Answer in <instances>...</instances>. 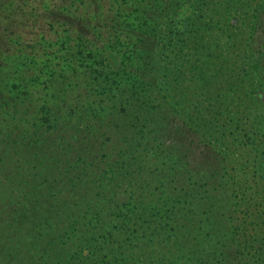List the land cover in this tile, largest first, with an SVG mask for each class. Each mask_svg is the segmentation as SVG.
<instances>
[{"label": "trees", "instance_id": "16d2710c", "mask_svg": "<svg viewBox=\"0 0 264 264\" xmlns=\"http://www.w3.org/2000/svg\"><path fill=\"white\" fill-rule=\"evenodd\" d=\"M175 1L60 0L59 6L45 7L44 0H0V48L16 46L21 36L24 39L20 27L43 22L57 31L89 29L91 36L80 37L78 47L89 58L94 74L102 78L101 84H116L117 99L108 106L109 118L100 121L107 129L105 134L119 135L123 150L106 153L105 163L92 159L89 165L85 154L79 155L64 171L71 189L99 193L102 187L105 194L93 198L105 201L107 209L92 202L73 213L65 209L67 216L58 218L65 196L56 188V179L45 176L40 183L30 182L18 196L20 207L11 213L13 234L23 240L0 258V264H69L63 263L65 258H75L74 264H247L248 255H255V264H264V162L253 188L256 197L243 200L242 217L232 223L227 213L214 206L228 186L226 157H219L216 147L208 143L204 154L196 156L193 140H189L191 135L203 138L210 134L217 136L222 147L264 144V0H219L221 9L217 2L204 0L203 4L214 6L201 11L209 12V21L219 9L222 13V5L224 11L241 14L243 21L234 29H217L221 35L226 33L224 41L212 37L213 32L206 35L200 27L178 29L175 44L169 43L157 53L159 30L166 19L171 22L167 25L175 27L181 8H175ZM37 11L44 16H35ZM107 23H122L123 27L117 35L108 31L103 36L108 38L107 44L99 47L93 32ZM44 31L42 26L40 32ZM37 45L32 41L25 44L20 55L26 57L24 53L30 50L31 56ZM107 54L113 66H102ZM231 62L236 69L222 85L211 81L227 72L225 65ZM3 66L0 62V68ZM190 84L195 90L203 87L208 105L192 115L181 108ZM18 85L0 77V91ZM249 102H259L260 112H250ZM16 103L0 102V113ZM171 115L185 120L172 124ZM104 140L98 144L101 150ZM100 165L109 168L99 173ZM125 165L144 171L145 176L133 179L119 196L103 180L110 172V179L122 187L119 179L125 174L120 171ZM46 187L50 189L48 199L43 192ZM217 217L233 224L230 233L224 232L226 226L217 225ZM64 219L73 220L74 227L69 228ZM235 238L239 245L230 250ZM155 244H163L158 252Z\"/></svg>", "mask_w": 264, "mask_h": 264}, {"label": "rangeland", "instance_id": "374dc122", "mask_svg": "<svg viewBox=\"0 0 264 264\" xmlns=\"http://www.w3.org/2000/svg\"><path fill=\"white\" fill-rule=\"evenodd\" d=\"M213 1L217 2L221 9L219 0ZM175 3V8L181 5L176 17L177 21L173 22L175 27L167 25L170 22L167 18L159 30L160 40L155 48L157 53L166 46L175 44L178 29L180 32L184 29L189 31L200 27L206 35L213 32L212 37L218 41H224L227 39L226 33L221 35L217 29L224 27L230 30L234 26H239L243 21L241 14H235L233 10L229 11L228 9L224 11L223 5L222 13L219 9L218 14L220 15L214 13V19L209 21L207 17L209 12L201 11L206 10L207 7L213 9L214 6L203 4L204 0H176ZM43 4L45 7H55L61 3L60 0H44ZM38 13L40 12L37 11L35 16H39ZM40 16H44V13L41 12ZM39 20L41 21V19ZM45 23H39L28 28L20 27L19 33L24 34V39L21 36L16 46L7 47L5 44L0 48V54L5 52V55L0 56V62L4 64L0 68V77L10 84L15 82L19 84L17 88L12 90H8L9 85L0 91V102H17L15 105L9 106L7 111L0 113V258H3L12 248L19 247L18 244L23 240V236L18 237V235L13 234L12 226L15 221L11 213L20 207V197L18 196L27 189L30 182L40 183L46 179L45 176L56 179V188L63 191L65 196L63 201L65 205L58 211V218L67 216L63 212L65 209L73 213L74 210L83 208L82 205L86 206L92 202L98 205L100 209L103 207L107 209V206L103 205L105 201H98L101 195L105 194L102 187L99 189L97 186L99 193L96 189L88 192L80 187L71 189L64 171L67 166L74 164L79 155L85 154L86 164L89 165L92 159L94 162L102 159L105 163L104 155L106 153L116 154L119 150L120 152L123 151L121 150L122 144H120L119 135L110 137L108 133L105 134L104 130L107 129L103 126L104 123L100 121V119L107 120L109 118L107 116L108 106L111 107V104L117 99L114 98L118 94L115 90L116 84L109 82L101 84L102 78H99L98 74H94L89 66V58L87 59L84 51L81 50L82 48L78 47V44L82 42L79 41L80 37L88 39V36H91L89 29L81 27V31L87 33H79L81 31H76L75 28L71 30L69 27L57 31L47 27L44 25ZM42 26L45 27L43 33L40 32ZM122 27V23H107L106 26L99 27L93 32V39L99 41L97 46L101 47V45L107 44L108 38L103 36L108 31L111 32V36L117 35ZM243 37L240 36L239 38ZM31 41L38 43L33 49L35 52L32 50L33 53L29 56L31 51L26 50L24 55L27 56L23 57L19 50ZM255 43L260 42L256 39ZM16 49H18L17 52L14 51ZM10 52L14 54L10 55ZM106 57L102 66H113L111 57L108 54ZM232 63L230 66L228 63L225 65L228 68L227 72L222 71L211 81L217 80L215 84L222 85L223 80L228 79V73H232L234 68L236 69V65ZM229 81L231 85L234 84L232 78ZM192 85L190 84L191 92H188L186 98L182 99L184 102L181 103V108L185 114H194L208 106L205 103L206 92L203 87L195 90ZM211 86L216 89L215 85L211 84ZM16 97L19 98L16 99ZM249 107L250 112L252 110L257 113L260 112L259 102H249ZM221 108L219 112L222 110ZM182 119L185 120L179 115L170 116L172 124H180ZM102 134L105 135L100 136ZM216 137V135L208 134L201 141L203 138H196L191 135L189 140H193L196 156L201 152L204 154V144L208 143L216 147L214 152L219 157H226L225 167L227 170H225L226 175L224 177L228 186L225 194L215 199L214 206L220 207V211L227 213V218H231L233 223L242 217L241 210L243 207L241 204L243 200L247 196L256 197L253 194V188L255 183L260 180L258 173L264 162V154L260 152L264 150V144L256 143L250 147H233L228 144L222 147L221 141L217 142ZM35 139L38 141L36 144L34 143ZM103 139H105L104 146L101 150L98 144ZM12 142L17 143L12 145ZM203 154L200 157H203ZM140 166H143V163ZM107 168L109 167L106 165H100L98 172L102 173ZM132 168V165H125L124 169L120 171V174H125L122 180L119 179L122 187H117L118 184L110 179V172L103 180L104 184L113 186L119 196H122L120 195L121 190H126L133 179H138V176L139 178L142 175L145 176L144 171H139L138 168L133 170ZM112 172L116 173L117 170L113 168ZM48 180L51 181V179ZM227 183L225 182L226 185ZM104 189L106 190L107 187ZM71 191L74 193L73 197H70ZM43 192L45 198L48 199L50 189H43ZM94 194L100 197L93 198ZM262 196L261 194L258 195L260 198ZM218 222L221 227L226 226L224 232H231L233 224H229V221H226L225 224L222 218L217 217V225ZM64 223H68L71 229L74 227L73 220L64 219ZM161 245L163 244L154 245V247L157 246L156 252L162 248ZM236 245L239 243L235 238L230 250ZM68 255L71 254L68 253ZM254 256H247V264H255ZM74 260L76 263L75 258H70L68 261L65 258L63 263L74 264Z\"/></svg>", "mask_w": 264, "mask_h": 264}]
</instances>
